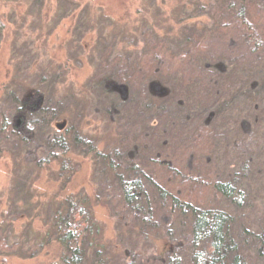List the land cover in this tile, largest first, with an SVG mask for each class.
Wrapping results in <instances>:
<instances>
[{
    "label": "trees",
    "instance_id": "trees-1",
    "mask_svg": "<svg viewBox=\"0 0 264 264\" xmlns=\"http://www.w3.org/2000/svg\"><path fill=\"white\" fill-rule=\"evenodd\" d=\"M251 4L264 13V0L206 1L205 18L209 24L200 26L193 40L178 46H173L166 37L154 35L155 31L150 29L145 30L142 41L123 46L127 53L114 57L116 72L112 79L105 81V85L115 87L106 89L111 91L108 93L111 94L110 104L105 110L110 122L108 132L114 142L111 149L101 142H84L72 129L65 130L58 139L47 134L44 140H39L52 123L68 117L65 111L59 113L44 102L39 90L23 93L22 99L0 111V145L10 143L14 146L18 142L26 145L35 141L33 149L26 153V160L34 165L39 175L45 171L57 173L56 178L63 179V187H66L74 168L86 161L90 163L91 178L98 194L78 199L66 197L60 201L49 224H45L41 216L38 220L31 218V222L40 223L42 227L49 226L42 245L49 248L55 244L62 264H84L88 254L99 257L106 247V240L93 216L96 207L111 210L114 215L118 213L119 219H123L132 232L147 237L161 235L159 241L162 240L163 248L158 256L146 261L149 264H264V211L253 229L237 221V216L249 212L247 209L253 202L248 199L249 188L264 177L263 164L252 161L258 148L262 147L264 153V139L247 120L241 119L237 126L226 122L228 116L233 117L236 107L240 109L241 103L237 100L243 90H249L250 96H258L263 91L264 16L262 25L254 24L249 19L253 10ZM48 14L49 11L46 17ZM66 14L62 20L70 17V11ZM235 32L241 33L240 37ZM212 45L217 48H211ZM214 50L222 56L241 55L239 59L254 62L255 68L259 67L263 74L260 75L262 84L251 80L249 89H243L242 82L247 78L246 74L239 75V68H226L224 61L216 59L201 63L195 55ZM129 55L131 58L125 57ZM130 93L137 94L133 105ZM191 100L200 108L202 118L196 124L189 119L190 126L182 124L178 113L170 110L167 113L163 108L175 104L179 111L180 106ZM250 102L254 108L258 107V100ZM192 107L194 109V105ZM146 109L152 115L159 114L147 132L136 129L132 119V116L143 118ZM165 113L170 116L166 124L162 119ZM69 116L72 117L70 113ZM116 116L119 119L114 121ZM192 126L197 130L187 144L201 145L204 154L188 157L186 164L190 168L185 166L184 175L179 179L197 184L198 190L206 188L211 193L209 202L182 198L165 187L156 174L157 170L167 168L176 175L178 159L175 161V156L183 148L184 138L188 137L182 130ZM238 126L241 133L237 135L234 133ZM244 135L248 140L244 141ZM155 138L168 146L148 151L146 144L156 141ZM260 140L262 145L258 147ZM175 143L178 145L174 148ZM82 147L91 149V155L77 161L75 148ZM38 149L44 150L47 157L41 158ZM65 175L68 177H63ZM179 179L176 175L175 180ZM113 194L116 200L110 199ZM49 202L55 207L52 199ZM26 206H32L33 211L32 203ZM29 217L32 216L29 214ZM14 220L12 226L20 218L16 216ZM10 249L6 257L12 254L9 257L19 258L14 248ZM109 259L110 256L101 258L97 264H108ZM121 260L123 264H138L128 250Z\"/></svg>",
    "mask_w": 264,
    "mask_h": 264
},
{
    "label": "rangeland",
    "instance_id": "rangeland-1",
    "mask_svg": "<svg viewBox=\"0 0 264 264\" xmlns=\"http://www.w3.org/2000/svg\"><path fill=\"white\" fill-rule=\"evenodd\" d=\"M206 1L212 0H0V111L22 99L23 93L39 90L43 93L44 102L59 113L65 111L68 115L66 119L61 118L52 123L39 140H44L47 134L58 139L65 130L72 129L84 142H101L109 149L114 142L108 132L110 122L105 110L110 104L111 95L108 94L111 91L106 89L111 87L105 85V81L113 77L114 57L127 53L123 47L126 44L133 45L142 41L147 29L154 30V35L166 37L173 46L193 40L198 28L205 23L209 24L205 18ZM251 5L253 10L249 19L260 26L263 22V10L254 6L255 4ZM77 7L79 9L76 11ZM68 11L70 17L62 20ZM71 15H74L73 18ZM235 33L240 37L241 33ZM218 42L222 44V41ZM215 47L217 48L216 45L211 46ZM195 55L201 63L206 62V59H216L224 61L226 68H239V75L246 74L247 78L242 82L243 89H249L251 80L258 85L262 84L260 75L263 74L259 72V67L255 68L257 65L251 60L239 59L241 55L222 56L215 50ZM186 71L189 73V70ZM261 88L263 91L258 96H250L249 90H243L245 97L241 93L237 100L241 103L238 106L240 109L236 107L233 117L228 116L226 122L237 126L241 119L247 120L264 139V86ZM146 94L150 95L148 92ZM136 95L129 94L132 105ZM254 99L259 101L257 108L250 102ZM149 102L150 100L146 101V107ZM175 106L172 104L163 108L167 113L169 110L176 115L178 113V118L184 125H189V119L196 124L202 118L200 108H196L192 100L187 105L180 106L179 111ZM143 108L144 106L141 107ZM158 116L159 114L152 115L146 109L143 118L132 116L134 127L147 132L151 122ZM162 117L165 124L170 122L169 114ZM118 119V116L114 117V121ZM62 122H65L63 128L58 129L57 126ZM195 130V126L182 130L188 137L184 138L183 148L175 156V161L178 159V179L184 175L185 166L186 169L190 168L186 164L188 157L204 154L201 145L187 144ZM240 133L239 127L234 134ZM247 137H244V141L248 140ZM159 142L161 141L158 139L148 141L147 150L168 146ZM33 145L35 141L26 145L20 142L14 146L10 143L0 145V264H62L59 261L61 253L55 244L49 245V248L42 245L45 241L43 235L48 232L49 226L42 227L40 223L31 222V218L38 220L41 216L45 224H49L60 201L66 197L78 199L98 194L96 183L91 178L92 169L87 161L74 168V174L66 187H63V179L56 178L57 173L45 171L39 175L34 165L28 164L26 160V153L33 149ZM173 145L175 148L178 144ZM261 145L260 140L257 146ZM75 150L77 161L91 155V149L89 151L82 147ZM261 150L262 147L256 150L252 161L264 166V153ZM37 153L41 158L47 157L44 150L38 149ZM230 156H233L232 152ZM181 161L183 165L180 166ZM156 174L165 187L182 198L188 197L197 202L210 201L211 193L206 188L198 190L197 184L175 180L176 175L170 169L162 168ZM66 176L68 177H63ZM172 181L177 183L173 184ZM249 189L248 199L253 202L247 209L249 212L237 216V221L242 225L248 224L253 229L260 222V215L264 211V177ZM113 197L117 199L116 194L111 195L110 199L113 200ZM49 199L56 203L55 207L51 206ZM29 203H32L33 211L32 206H26ZM44 204L46 205L43 207ZM16 216L20 220L12 226L11 222L15 221ZM93 216L107 245L100 249L99 257L88 254L84 264H97L101 258L109 256L108 264H123L121 259L126 250L132 252L138 264H149L146 261L158 256L163 248L162 240L159 241L162 238L160 234L147 237L132 232L125 221L119 219L118 213L114 215L111 210L96 207ZM175 238L174 236L173 239ZM8 248H14L19 258L9 257L12 254L6 257Z\"/></svg>",
    "mask_w": 264,
    "mask_h": 264
},
{
    "label": "water",
    "instance_id": "water-1",
    "mask_svg": "<svg viewBox=\"0 0 264 264\" xmlns=\"http://www.w3.org/2000/svg\"><path fill=\"white\" fill-rule=\"evenodd\" d=\"M63 126H64V124H61V125H58L57 128L61 129V128H63Z\"/></svg>",
    "mask_w": 264,
    "mask_h": 264
}]
</instances>
